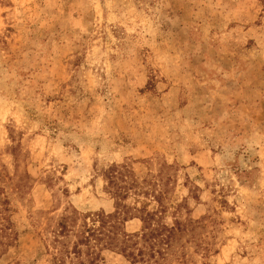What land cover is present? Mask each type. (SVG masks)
<instances>
[{"label": "rangeland", "instance_id": "1", "mask_svg": "<svg viewBox=\"0 0 264 264\" xmlns=\"http://www.w3.org/2000/svg\"><path fill=\"white\" fill-rule=\"evenodd\" d=\"M153 193L161 264H264V0H0V264Z\"/></svg>", "mask_w": 264, "mask_h": 264}, {"label": "trees", "instance_id": "2", "mask_svg": "<svg viewBox=\"0 0 264 264\" xmlns=\"http://www.w3.org/2000/svg\"><path fill=\"white\" fill-rule=\"evenodd\" d=\"M114 171L112 169L107 173L110 189L117 192L134 189L135 181L132 184L118 183L116 175H113ZM134 192L137 196L143 195L142 190L139 193L137 190ZM152 196L161 209L148 210L146 205L138 208L120 203L113 214H88L84 217L83 225L73 234L64 235L63 239H55L54 244L61 246H55V264H101L103 251L123 256L135 264H161V260H166V251L172 248L176 232L183 231V222L177 217L172 226L163 222L161 195L153 193ZM135 218L142 221V231L129 235L124 231V225ZM5 222L0 210V250L2 248L4 254L8 248H3L12 242L8 233L10 229ZM73 236L76 241L71 243L69 239Z\"/></svg>", "mask_w": 264, "mask_h": 264}]
</instances>
